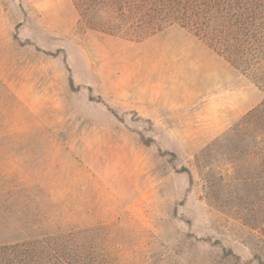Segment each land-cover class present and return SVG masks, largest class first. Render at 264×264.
<instances>
[{
	"label": "rangeland",
	"instance_id": "1",
	"mask_svg": "<svg viewBox=\"0 0 264 264\" xmlns=\"http://www.w3.org/2000/svg\"><path fill=\"white\" fill-rule=\"evenodd\" d=\"M0 6L29 107L12 132L0 84V243L45 234L106 264H264V159L238 127L264 98L251 78L177 25L133 41L89 28L73 0ZM143 81L177 105L139 114Z\"/></svg>",
	"mask_w": 264,
	"mask_h": 264
},
{
	"label": "trees",
	"instance_id": "2",
	"mask_svg": "<svg viewBox=\"0 0 264 264\" xmlns=\"http://www.w3.org/2000/svg\"><path fill=\"white\" fill-rule=\"evenodd\" d=\"M89 28L142 41L171 25L187 29L264 92V0H73ZM264 159V98L239 122ZM255 155H258L255 151ZM45 234L0 243V264H106ZM86 251L87 247H83Z\"/></svg>",
	"mask_w": 264,
	"mask_h": 264
},
{
	"label": "crops",
	"instance_id": "3",
	"mask_svg": "<svg viewBox=\"0 0 264 264\" xmlns=\"http://www.w3.org/2000/svg\"><path fill=\"white\" fill-rule=\"evenodd\" d=\"M11 24L7 22V18L5 13L3 12V8L0 6V70L3 68L11 69V74L13 76H1L0 72V84L6 85L7 94L10 97L8 102V106L6 107L7 116L9 117V124H11L12 132H23L24 127L27 125L26 121H24V117L29 115V107L28 104H25V101L28 100V95L25 89L26 81L23 76L24 69L23 66V58L21 56V48L17 50V58L11 61V65L9 66L7 63L10 61L7 60V52L8 48H13L15 44V38L13 36V30L11 29ZM154 39V36L148 38V40ZM20 47V46H19ZM11 67V68H10ZM137 84V83H136ZM135 84V85H136ZM123 84H119V98L122 96L125 98V94L122 92ZM162 85L152 82H140V89L142 91H148L147 96H140L136 99V110L145 117L154 116L155 112L158 109L175 107L177 105L173 100H163L157 96V91L159 88L161 89ZM123 93V94H122ZM120 100V99H119ZM179 103V102H178Z\"/></svg>",
	"mask_w": 264,
	"mask_h": 264
}]
</instances>
